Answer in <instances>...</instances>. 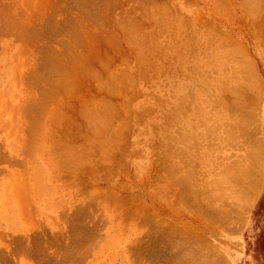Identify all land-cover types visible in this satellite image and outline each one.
<instances>
[{
  "label": "rangeland",
  "instance_id": "rangeland-1",
  "mask_svg": "<svg viewBox=\"0 0 264 264\" xmlns=\"http://www.w3.org/2000/svg\"><path fill=\"white\" fill-rule=\"evenodd\" d=\"M217 262L264 264V0H0V264Z\"/></svg>",
  "mask_w": 264,
  "mask_h": 264
},
{
  "label": "bare ground",
  "instance_id": "bare-ground-1",
  "mask_svg": "<svg viewBox=\"0 0 264 264\" xmlns=\"http://www.w3.org/2000/svg\"><path fill=\"white\" fill-rule=\"evenodd\" d=\"M252 11H253V10H252ZM152 15H153V14H152ZM8 20H9V19H8ZM4 21H5V20H4ZM10 27H11V26H10ZM135 32H136V31H135ZM225 45H226V44H225ZM169 46H170V45H169ZM227 46H228V45H227ZM227 46H225V47H223V48H227ZM173 50H174V49H173ZM216 50H217L216 52H218V49H216ZM228 50L230 51V49H228ZM226 51H227V50H226ZM229 51H228V52H229ZM222 52H223V51H222ZM218 53H219V52H218ZM226 53H227V52H226ZM230 53H231V52H230ZM230 53H229V54H230ZM221 54H222V53H221ZM177 56H178V55H177ZM221 56H222V55H220L219 57L221 58ZM223 56H225V55H223ZM217 57H218V56H217ZM219 57H218V58H219ZM145 58H146V57H145ZM203 59H204V58H203ZM203 59H202V60H203ZM145 60H146V59H145ZM226 61H227V59H226ZM232 61H233V60H232ZM227 62H228V61H227ZM223 66L225 67V65H223ZM249 67H250V66H249ZM224 69H225V68H224ZM222 70H223V69H222ZM235 70H236V69H235ZM235 70H234L233 72L237 73ZM226 71L228 72V70H226ZM230 71H232V69H230ZM233 72H231V73H233ZM246 72H247V71H246ZM251 73H253V72H250V74H251ZM232 75H233V74H232ZM233 76H234V75H233ZM233 76H232V77H233ZM234 77H236V74H235ZM241 78H242V77H241ZM241 78H240V76H238V77H236V78H233V80H232L231 78H230V79L228 78V79L231 80L232 82H233L234 79H235V81H236L235 84H236V86H237V85H239V84L242 83V82H241V83H238V81H240L239 79H241ZM208 79H209V78H208ZM236 79H237L238 81H237ZM242 81H243V80H242ZM237 83H238V84H237ZM243 83H244V82H243ZM254 84H255V83H254ZM241 86H242V84H241ZM241 86L239 85L238 87H241ZM250 86H251V85H250ZM234 87H235V86H234ZM252 87H254V86H252ZM252 87H251L250 89H252ZM243 88H245V85H243V86L239 89V91L242 93V94H241V93H239V94H241L242 96L244 95L243 93L248 92V91L243 92ZM257 88H258V87H257ZM231 89H232V88H231ZM253 90H254V89H253ZM231 91H232V90H231ZM234 93H238V92H234ZM239 94H236V95L238 96ZM241 95H240V96H241ZM244 97H245V96H244ZM254 97H255V96H254ZM252 98H253V97H252ZM257 98H258V97H257ZM257 98H255V100H256ZM249 102H250V101H249ZM224 111H225V110H224ZM241 116H242V115H241ZM32 117H33V116H32ZM216 117H217V116H216ZM245 117H246V116H245ZM33 118H34V117H33ZM215 119H216V118H215ZM246 119H248V118H246ZM246 119H245V121H246ZM223 120H224V119H223ZM234 120H235V121L237 120L236 117L234 118ZM241 121H243V120H241ZM236 122H237V121H236ZM254 122H256V121H254ZM218 127H219V126H218ZM225 127H226V126H225ZM219 128H220V127H219ZM219 128H218V129H219ZM229 128H230V127H229ZM231 129H232V128H230V130H231ZM224 130H225V129H224ZM243 130H244V129H243ZM257 130H258V128H257ZM241 132H242V130H241ZM243 132H244V131H243ZM256 133H257V132H256ZM256 133H255V135H256ZM258 133H259V132H258ZM227 142H228V141H227ZM259 142H260V141H259ZM259 142H258V143H259ZM235 144L237 145L238 143H235ZM237 146H238V145H237ZM239 146L241 147V145H239ZM262 146H263V145H262ZM246 147H247V146H246ZM259 147H261V146L259 145ZM241 148H242V147H241ZM255 149H256V148H255ZM242 151H243V150H242ZM247 153H248V152H247ZM254 153H256V152H254ZM262 153H263V152H262ZM259 154H260V153H259ZM259 154H258V156L260 157L261 154H260V155H259ZM256 155H257V154H256ZM253 157H255L254 154H253ZM240 158H241V157H240ZM246 158H247V157H246ZM226 159H227V158H226ZM228 159H229V158H228ZM241 160H242V159H241ZM255 160H256V159H255ZM245 161H246V160H245ZM242 162H243V161H242ZM240 163H241V162H240ZM243 164H244V163H243ZM224 166H225V164H224ZM230 166H231V165H230ZM236 166H237V165H236ZM234 167H235V166H234ZM237 167H238V166H237ZM241 167H242V166H241ZM238 168H239V167H238ZM216 169H217V168H216ZM221 172H222V171H220V173H221ZM239 172H240V171H239ZM244 172H245V171H244ZM218 173H219V172H218ZM240 174H241V172H240ZM248 174H250V173L248 172ZM219 175H220V174H219ZM224 175H225V174H224ZM228 175H229V174H228ZM216 176H217V175H216ZM221 176H222V175H221ZM235 176H236V175H235ZM240 176H241V175H240ZM247 176H248V175H247ZM249 176H250V175H249ZM249 176H248V177H249ZM245 177H246V176H245ZM250 178H251V177H250ZM257 183H258V182H257ZM257 183L255 182V184H257ZM230 184H231V183H230ZM259 184H260V183H259ZM226 185H227V184H226ZM224 186H225V185H224ZM231 186H232V185H231ZM256 186H257V185H255V187H256ZM213 187H214V186H213ZM226 189H227V188H226ZM227 192H228V191H227ZM234 196H235V195H234ZM211 198H212V197H211ZM213 199H214V198H213ZM235 199H236V198H235ZM235 199H234V200H235ZM235 201H237V200H235ZM249 201H250V200H249ZM248 206H249V205H248ZM242 213H243V212H242ZM240 214H241V213H240ZM242 215H243V214H242ZM238 221H239V220H238ZM239 223H240V222H239ZM241 223H242V222H241ZM190 247H191V246H190ZM173 249H174V248H173ZM175 249H176V248H175ZM170 250H171V249H170ZM170 250H169V251H170ZM183 250H184V249H183ZM183 250H182V251H183ZM176 251H177V250H176ZM188 251H189V250H188ZM174 252H175V251H174ZM184 252H185V251H184ZM187 255H188V257H189V255H191V254H187ZM207 255H208V254H207ZM182 258H183V257H182ZM201 259H202V258H201ZM203 259H204V258H203ZM174 260H175V259H174ZM178 260H179V259H178ZM221 260H222V259H221ZM222 261H224V260H222ZM222 261H220V262H222ZM220 262H217V263L220 264ZM31 263H32V262H31ZM213 264H214V263H213Z\"/></svg>",
  "mask_w": 264,
  "mask_h": 264
}]
</instances>
